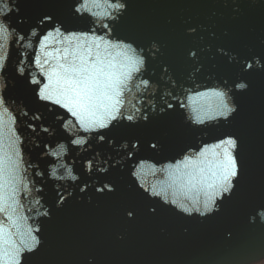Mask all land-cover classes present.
<instances>
[{
    "label": "clouds",
    "instance_id": "9594fccd",
    "mask_svg": "<svg viewBox=\"0 0 264 264\" xmlns=\"http://www.w3.org/2000/svg\"><path fill=\"white\" fill-rule=\"evenodd\" d=\"M17 4L18 0H0V264H33L32 254L38 256L44 243L41 218L51 219L52 205L45 200V185L54 181L52 189L59 197L55 206L61 208L76 191L72 185L81 180L76 170L81 160L77 158L93 149L89 141L99 145L107 140L118 156L114 159L112 153H105V159L97 148L83 159V173L92 179L78 185L80 193L93 186L97 193L115 192L113 183H99L94 172L103 175L117 165L124 171L127 165L136 187L158 202L149 205V212H155L159 204L188 217L195 214L203 218L218 212V201L231 198L241 180V160L237 155L241 152L240 136L222 129L231 125L230 118L240 108L233 93L250 87L247 79L240 78L242 74L264 70L261 55L241 59L235 52L217 48L229 63L238 61L242 65L234 83H229L227 77L217 79L215 73L197 80L196 73L202 67L197 65L186 77L190 83L179 87L170 72L162 75L171 87H163L157 100L161 85L144 75L146 49L113 31L126 10L127 0H74L72 12L87 19V28H66L52 15H43L26 34L13 25L11 18H5L13 11L20 12ZM26 22V17H17V24ZM46 23L50 26L44 28ZM150 49L159 51V45L153 41ZM149 54L155 57V52ZM189 57H196L194 49ZM12 67L15 76L26 78L27 85L34 89L36 102L47 104V112L43 108L30 112L23 99L18 101L15 95L5 94L10 85H16L10 76ZM172 109L183 110V123L201 131L170 158L137 156L141 151L139 139H122L116 144L115 137L104 134L121 123H147L150 114L160 115ZM47 113H54V119L45 124ZM53 124L59 125L64 138L44 142L39 159H33V149L42 142L37 137L46 133L51 138L57 133ZM212 127L221 134L210 135L208 129ZM70 146L77 149L75 155H71ZM148 147L157 153L161 149L157 140L148 141ZM47 158L51 160L45 176L40 161ZM82 199L77 196V200ZM87 200L92 201L91 195ZM126 215L132 218L134 212L127 211ZM257 217L264 223V206L255 208L249 222H255ZM88 264H94L93 257L88 258Z\"/></svg>",
    "mask_w": 264,
    "mask_h": 264
},
{
    "label": "water",
    "instance_id": "95a60500",
    "mask_svg": "<svg viewBox=\"0 0 264 264\" xmlns=\"http://www.w3.org/2000/svg\"><path fill=\"white\" fill-rule=\"evenodd\" d=\"M73 3L74 0H18L20 12L13 11L5 18H11L13 25L25 34L43 15H52L66 28H87V19L72 12ZM17 17H26L27 22L17 24ZM49 26L46 23L44 28ZM113 31L118 37L146 49L144 75L161 85L156 94L159 100L162 88L171 87V82L162 79V75L168 76L170 72L179 87L181 83H190L186 77L197 65H202L196 73L197 80L215 73L217 79L227 77L229 83H234L242 65L238 61L229 63L217 48L235 52L241 59L260 54L264 61V0H127L126 10ZM153 41L159 45V51L150 49ZM193 49L196 57L190 58L189 52ZM150 51L155 52L154 58ZM11 59L10 56V65ZM10 76L16 85H10L6 95H15L18 101L23 99L30 112L40 108L47 112V104L36 102L34 89L27 85L26 78L15 76L14 67ZM240 78L247 79L250 87L245 92L233 93L240 108L230 118L231 125L222 131L231 130L240 136L241 152L237 155L241 160V180L231 198L226 196L218 201V212L203 218L195 214L188 217L163 204L155 212H149V205L158 202L150 200L136 187L128 175L127 165L124 171L117 165L103 175L94 172L99 176V183L104 180L113 183L115 192L97 193L93 186L80 193L78 185L92 179L83 173V159L89 158L97 148L105 159V153H112L114 159L118 156L107 140L99 145L89 141L93 149L77 158L81 160L76 168L81 180L72 185L76 191L61 208L55 206L59 197L52 189L54 181L45 185V200L52 205L51 219L41 218L40 235L44 243L38 256L32 254L33 264H88L89 257L94 258V264H256L264 260V223L259 217L249 222L255 208L264 206V70L253 69ZM172 91L175 95L176 89ZM176 109L160 115L150 114L147 123H121L104 134L115 137L116 144L122 139H139L141 151L137 156L170 158L193 142L196 132L201 131L184 124L183 110ZM53 119L54 113H47L43 122L48 124ZM220 123L223 125V120ZM53 127L57 128L53 137L49 138L46 133L37 137L42 142L39 148L33 149V159H39L44 142L54 143L64 138L59 125L53 124ZM208 131L212 136L221 134L214 127ZM150 140L159 142V153L148 147ZM76 151L70 146L71 155ZM50 160L40 161L45 176ZM77 196L84 199L77 200ZM127 211H133L134 216L128 218Z\"/></svg>",
    "mask_w": 264,
    "mask_h": 264
},
{
    "label": "rangeland",
    "instance_id": "374dc122",
    "mask_svg": "<svg viewBox=\"0 0 264 264\" xmlns=\"http://www.w3.org/2000/svg\"><path fill=\"white\" fill-rule=\"evenodd\" d=\"M257 264H264V261H261V262H259V263H257Z\"/></svg>",
    "mask_w": 264,
    "mask_h": 264
},
{
    "label": "flooded vegetation",
    "instance_id": "af4514ba",
    "mask_svg": "<svg viewBox=\"0 0 264 264\" xmlns=\"http://www.w3.org/2000/svg\"><path fill=\"white\" fill-rule=\"evenodd\" d=\"M264 261V260H263Z\"/></svg>",
    "mask_w": 264,
    "mask_h": 264
}]
</instances>
